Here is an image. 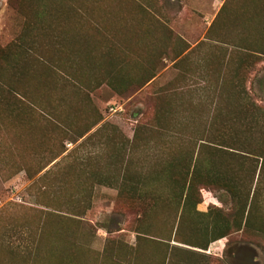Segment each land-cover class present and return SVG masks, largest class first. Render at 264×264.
Returning a JSON list of instances; mask_svg holds the SVG:
<instances>
[{
	"label": "rangeland",
	"instance_id": "rangeland-1",
	"mask_svg": "<svg viewBox=\"0 0 264 264\" xmlns=\"http://www.w3.org/2000/svg\"><path fill=\"white\" fill-rule=\"evenodd\" d=\"M71 1L44 10L52 34H61L40 38L49 45L51 115L28 107L25 122L22 113L9 116L19 103L0 88V264H264V172L251 185L253 200L244 187L237 196L201 190L204 212L196 188L181 191L166 178L170 155L191 153L203 131L228 122L216 106L229 88L217 87L224 79L215 74L232 57L250 56L245 87L264 106V0ZM23 25L0 0V47ZM107 47L116 64L126 61L114 76L124 85H75L71 51L79 68L90 50L98 62ZM140 54L154 77L137 89Z\"/></svg>",
	"mask_w": 264,
	"mask_h": 264
},
{
	"label": "trees",
	"instance_id": "trees-1",
	"mask_svg": "<svg viewBox=\"0 0 264 264\" xmlns=\"http://www.w3.org/2000/svg\"><path fill=\"white\" fill-rule=\"evenodd\" d=\"M52 1L8 0L9 5L24 18V25L22 32L15 40L0 47V88L19 103L6 106L8 115L16 117L18 113H22L24 122V114L28 107H36L44 118L51 115L48 97L49 45L41 42L40 38L47 35L61 37L60 33L52 34L50 24L44 19L45 7L48 2L50 6ZM68 6L71 10L75 8L73 3ZM58 15V10L55 8L52 19H57ZM84 17L87 15L79 14L80 19ZM95 23L91 20V26H95ZM172 32L170 28L165 27L167 40L173 36ZM55 43L53 47L62 51L64 45ZM187 47L188 45L184 43V49ZM258 48L264 55V44ZM111 51V47H107L100 61L97 62L90 58L92 55L90 50L83 60L85 65L81 63L79 68H76L73 62L78 53L72 50L71 53H75V56L68 63V68L74 84L91 87V84L105 81L112 86H116L115 84L123 86L125 77L114 76L118 70L124 69L126 61L122 59L116 64ZM124 51L127 52L128 49L125 47L122 52ZM141 52L150 53L149 46L144 45ZM179 55L176 54L175 57ZM139 57L142 59L139 60L140 64L144 62V71L142 70L140 77L133 79L137 80V89L154 77V74L150 73L153 63L147 67L146 55L140 54ZM248 57H250L248 54H238L235 59L232 57L226 64V72L215 74L217 80L224 79V83L216 86L220 88L226 85L229 88L228 96L222 99V106H216V112L225 115L229 123L219 127L211 125L210 131L201 133L191 153L187 152L179 158L174 154L167 159V180L176 184L181 191L196 188L198 192L196 204L201 202V190L213 188V186L227 189L235 196L238 194L237 188L244 187L247 201L251 193V200H253L256 186L252 192L251 185L255 177L257 176V183L259 176L264 172V106L257 105L245 87L247 73L253 68L252 60ZM29 80L33 81V90L29 88V84H26ZM217 97L221 100L220 92ZM246 206L245 224L250 222L251 204ZM218 238L220 237H216ZM188 245L206 250L208 243L200 246Z\"/></svg>",
	"mask_w": 264,
	"mask_h": 264
},
{
	"label": "crops",
	"instance_id": "crops-1",
	"mask_svg": "<svg viewBox=\"0 0 264 264\" xmlns=\"http://www.w3.org/2000/svg\"><path fill=\"white\" fill-rule=\"evenodd\" d=\"M203 202H205V201H203ZM210 204H213V203H210ZM209 205V203L207 204V203H201V204H198V206H197V210H199V212H204L205 211V207L206 206H208ZM222 238H220V239H218V240H215L212 244H211V246H213V249L214 250H218V251H216V253L215 252H213V254L214 255H216V256H218V254H219V250H220V247H218L217 246V244H219V242H220V240H221ZM212 248V247H211Z\"/></svg>",
	"mask_w": 264,
	"mask_h": 264
}]
</instances>
